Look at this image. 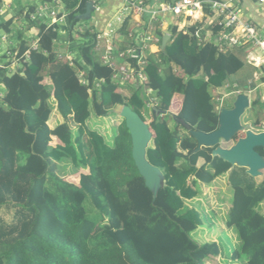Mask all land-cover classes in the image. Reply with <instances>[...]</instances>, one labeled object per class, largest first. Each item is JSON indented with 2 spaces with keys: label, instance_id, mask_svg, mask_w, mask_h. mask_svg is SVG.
I'll list each match as a JSON object with an SVG mask.
<instances>
[{
  "label": "trees",
  "instance_id": "16d2710c",
  "mask_svg": "<svg viewBox=\"0 0 264 264\" xmlns=\"http://www.w3.org/2000/svg\"><path fill=\"white\" fill-rule=\"evenodd\" d=\"M49 1L20 4L12 18H0V32L14 43L8 52L19 59L10 73L11 56H0V63L8 60L0 68V213L10 215L9 221L0 215V264H206L220 256V249L216 242L198 244L191 238L201 216L187 203L198 197L199 185L210 186L223 176L234 192L226 226L239 241L230 260L264 264V179L258 183L245 169L212 158V149L194 153L196 140L174 121L180 118L204 134L217 130L222 107L212 91L237 84L248 93L239 82L248 46L221 51L215 41L223 30L217 23H195L185 34L170 26L166 47L146 60L148 81L124 95L113 80L115 71L96 52L102 28L79 18L88 2L99 7L106 0H61L65 26L30 21L29 13ZM3 4L0 0V10ZM204 13L209 14L208 5ZM21 20L26 28H15ZM133 28L127 19L119 34ZM156 34L162 41L158 25ZM150 101L166 114L156 116L147 108ZM123 106L144 122L143 113L151 114L146 159L163 176L156 198L134 165L124 119L110 138L88 128L92 118ZM53 112L59 117L55 125ZM249 113L261 131L260 98L251 101ZM256 151L264 157L262 149ZM65 160L84 172L77 184L58 176L57 164Z\"/></svg>",
  "mask_w": 264,
  "mask_h": 264
},
{
  "label": "built area",
  "instance_id": "2783aa9c",
  "mask_svg": "<svg viewBox=\"0 0 264 264\" xmlns=\"http://www.w3.org/2000/svg\"><path fill=\"white\" fill-rule=\"evenodd\" d=\"M256 1L258 4H264V0ZM120 2V8L97 36L96 45V52L100 55L102 64L115 71L113 80L120 89L134 88L148 81L145 72L146 60L149 56L157 57L162 50V41L156 34V28L158 25L160 31L165 35L163 19L167 16L172 18V23L167 26L168 30L170 26H176L178 31H182L184 34L187 33V28L195 23H204L205 27L217 23L223 30L215 41L221 51L226 48L247 45L249 49H259L264 58V37L259 35L255 27L242 17L238 0H120ZM10 4L4 3L0 14L4 13L6 9H11ZM205 5L209 6L208 15L204 13ZM63 8L61 0H50L48 3L39 4L32 13H29L28 18L32 22L43 20L49 27L53 25L65 26L67 14ZM94 8H97L95 4ZM127 19L134 23V28L126 35H121L119 31ZM17 23L27 25L24 20ZM166 35L170 36L168 31ZM9 38L8 35L0 32V44L10 46ZM31 47L37 48V40L31 42ZM3 55L11 56V62L8 66L0 63V68L6 66L10 73L15 72L19 65L16 53L10 55L7 52ZM66 59L72 65L73 56L67 54ZM250 63L255 67L261 66L257 59ZM77 78L81 85H85L83 72H79ZM100 83L103 81L101 80ZM251 85L249 83L246 87L248 93H242L237 84L225 85L212 92L219 96L217 101L222 107L223 98L232 94L235 97L240 94H250ZM146 95H152V90L148 89ZM152 106L155 104L150 101L147 108L151 110Z\"/></svg>",
  "mask_w": 264,
  "mask_h": 264
},
{
  "label": "water",
  "instance_id": "95a60500",
  "mask_svg": "<svg viewBox=\"0 0 264 264\" xmlns=\"http://www.w3.org/2000/svg\"><path fill=\"white\" fill-rule=\"evenodd\" d=\"M93 2L86 4V10L79 18L89 21L94 12ZM170 36L164 35L161 49L163 50ZM251 99L248 94H240L236 97L232 108H222L219 111L218 128L210 134L191 130L182 119L174 118L176 124L185 128L190 135L196 140L197 147L194 153L201 148L212 149V158H218L231 167L245 169L247 175L257 178L264 172V157L256 149L264 151V131L255 133L251 130H244L241 125V117L249 110ZM151 110L156 116H164L166 112L157 109L155 106ZM119 115L125 121V126L129 131L131 138V156L139 175L144 180L145 186L152 192L153 198H156L159 189L163 185V176L161 172L152 166L146 159V150L152 142L153 133L148 124L133 112L128 106L120 109ZM242 133L243 137L237 139L236 143L229 149L220 147L222 142L232 141L238 134Z\"/></svg>",
  "mask_w": 264,
  "mask_h": 264
},
{
  "label": "rangeland",
  "instance_id": "374dc122",
  "mask_svg": "<svg viewBox=\"0 0 264 264\" xmlns=\"http://www.w3.org/2000/svg\"><path fill=\"white\" fill-rule=\"evenodd\" d=\"M14 1V0H13ZM33 0H15L14 9L17 11L22 6H27L29 3H32ZM22 4V6L20 5ZM14 5V2H13ZM101 5L100 7H102ZM26 8V7H25ZM99 8V7H98ZM95 15V14H94ZM85 22H83L84 26ZM80 25V26H82ZM82 26V27H83ZM15 28L16 25H15ZM9 40H11L9 38ZM80 40L78 36H75V43H79ZM10 49V48H9ZM8 61V60H7ZM5 60L3 63H7ZM245 69V68H244ZM236 77L233 78V80ZM121 92L124 95H128V89L123 88ZM227 93V92H226ZM224 93V94H226ZM222 95V94H221ZM223 96V95H222ZM221 96V97H222ZM179 99V98H177ZM251 101L253 100L252 95L250 96ZM236 97L234 94L223 98L222 108H232L233 103L235 102ZM53 103H50L52 106ZM121 108H117L110 113L105 118L94 119L92 118L88 122V128L91 130H96L106 138L111 137L112 129L117 127L121 123V117L119 115ZM172 114L175 115L176 111L171 110ZM142 118L146 121V124L151 122V114L148 111L143 113ZM58 121L56 112L52 113L51 116V125H54ZM253 117L247 110L244 115L241 117V125L244 127V130H251L255 133L260 131L259 128L254 127ZM243 134H238L232 141L225 143L222 142L220 147L223 149L231 148L237 141V139L242 138ZM151 146V143L149 144ZM202 162H199V165ZM84 173L83 171H78L71 162L63 161L57 164V174L63 180L68 183L77 184L79 175ZM264 179V172L260 177L256 178V181L260 183ZM199 195L193 201L187 203L190 208L197 210L201 216V225L198 229L191 235V238L198 244H204L208 242H216L220 249V256L216 258L209 259L206 264H245L243 262H233L230 260L232 252L239 247V241L234 229H229L226 226L227 214L233 204L234 192L233 189L228 185L227 176L218 178L210 186L199 185L198 187ZM5 211L0 213L7 221L10 220V215H5ZM260 212L264 214V204L261 205ZM203 216V217H202ZM204 217H206L204 219Z\"/></svg>",
  "mask_w": 264,
  "mask_h": 264
},
{
  "label": "crops",
  "instance_id": "0c3cea01",
  "mask_svg": "<svg viewBox=\"0 0 264 264\" xmlns=\"http://www.w3.org/2000/svg\"><path fill=\"white\" fill-rule=\"evenodd\" d=\"M14 2V5H13ZM5 4H10L11 9L5 10L4 13L0 14V18L4 20H8L12 18L15 15V0H4ZM103 6L99 8L97 7L94 9L93 12V19H91V24L95 27H101L102 29L106 26L108 20L117 12V10L121 6L120 0H106L103 4ZM238 7L241 12L242 17L250 22L259 35L264 37V4H258L256 0H238ZM164 27L163 32H165V35L167 34L168 28L167 26L172 23V18L167 16L164 19ZM17 29H24L26 28L25 25L21 24H15ZM14 25V26H15ZM11 45L10 46H3L0 44V55L7 53L9 48L14 47V43L12 40H10ZM258 60L261 63L260 67H255L253 64L250 63V61ZM246 66L245 69H243L241 72H239V82L245 83V85H248L251 83V90L249 96L252 95L253 99L255 97H258L262 100L264 103V58L260 52L259 49H249L247 50L246 55ZM235 82V79H234ZM176 98H179L176 96ZM180 99V98H179ZM177 99V103L180 102V100ZM179 101V102H178ZM58 121L55 123L57 124L59 122V117L57 115ZM54 124V125H55ZM264 131V125L261 129V131H258L257 133ZM218 179V178H217ZM216 179V180H217ZM215 180V181H216ZM78 183V182H77Z\"/></svg>",
  "mask_w": 264,
  "mask_h": 264
},
{
  "label": "flooded vegetation",
  "instance_id": "af4514ba",
  "mask_svg": "<svg viewBox=\"0 0 264 264\" xmlns=\"http://www.w3.org/2000/svg\"><path fill=\"white\" fill-rule=\"evenodd\" d=\"M228 109V108H227Z\"/></svg>",
  "mask_w": 264,
  "mask_h": 264
}]
</instances>
